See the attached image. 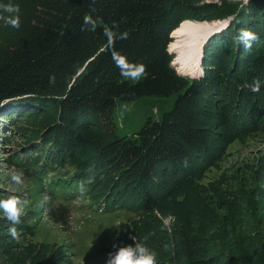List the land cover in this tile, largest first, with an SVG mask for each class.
<instances>
[{"label":"trees","instance_id":"trees-1","mask_svg":"<svg viewBox=\"0 0 264 264\" xmlns=\"http://www.w3.org/2000/svg\"><path fill=\"white\" fill-rule=\"evenodd\" d=\"M199 1L4 0L3 5H19L21 27L6 23L13 14L4 11L0 16V29L5 30L0 96H18L0 104V128L9 122L0 132V144L5 139L0 151L9 150L7 165L23 170L30 183L18 195L34 203L44 187L51 199L61 201L44 212L58 227L68 225V206L83 196L107 213L162 204L160 216L166 208L178 218L195 217L206 206L196 181L217 159L221 139L233 133L214 129L264 127V0H248L244 6L227 2L215 12L209 8L207 17L214 20L230 13L235 19L208 41L202 77L188 79L175 71L168 47L171 33L185 19L207 12L198 7ZM86 14L102 21L95 31H81ZM113 21L119 23L118 32L128 33L127 39L115 41V51L146 66L147 75L139 81L121 76L113 61L103 32V25ZM241 29L256 33L251 49L238 42ZM256 79L261 88L252 92ZM172 94L177 98L160 121L147 118L139 131L118 134L113 116L117 105ZM39 112L38 123L26 119ZM12 142L21 147V157L11 150ZM7 197L1 194L0 200ZM31 205L26 220L20 221L28 230L34 228L31 223L42 203ZM177 232L171 244L176 259L170 264L190 262L197 253L189 233ZM152 243L142 241L147 248ZM36 249L11 263L61 264L55 253L48 257L41 245Z\"/></svg>","mask_w":264,"mask_h":264},{"label":"rangeland","instance_id":"rangeland-1","mask_svg":"<svg viewBox=\"0 0 264 264\" xmlns=\"http://www.w3.org/2000/svg\"><path fill=\"white\" fill-rule=\"evenodd\" d=\"M3 2L4 0L0 2V16L4 13L2 6L5 2ZM227 2L246 5L244 0H200L197 3L198 7L207 12L203 16H189L180 26L184 22H192L214 24L216 27L218 22L207 17L211 13L208 10L212 8V12H215L219 8H224ZM220 23L224 24L220 30L214 28L197 38L189 35L178 38L174 35V31L171 33L168 49L174 56L172 66L180 76L188 79L202 77L203 56L208 41L225 30L231 21ZM4 34L5 30L0 29V46ZM179 40L181 45H185L187 41L191 42L181 48L184 54L171 50L172 44ZM197 46L200 48L198 52L195 50ZM192 47L196 48L193 50ZM180 58H189L188 65L184 66V69ZM177 95L159 98L149 96L117 105L113 116L118 134L124 136L139 131L147 118L160 121L163 114L173 107ZM40 116L39 112L26 119L31 120L33 117L34 122L38 123ZM8 124L9 122L6 121L4 126H1L0 132L7 129ZM228 130L233 133L227 137V140L221 139V151L217 159L212 166H206L196 181V184L202 188L197 192L202 193L206 205L199 207L197 217L194 215L195 217L178 218L171 213V209L166 208H164L165 216H160L159 208L165 207L162 204H154L148 209H146L148 204L134 208L117 207L107 213L100 211L98 206L92 203L94 199L85 200L83 196L73 200L71 206H68L71 210L68 225L58 227L44 212L46 207L56 208L62 203L55 196L51 199L52 193L43 187L36 197V202L42 205L40 213L31 223L34 224V228L28 230L21 225L22 223L15 225L20 233L18 240L11 237L8 230L14 225L6 221L3 211L0 210V221H6L0 226V245H2L0 264H12L13 257L22 252L37 253L36 248L40 245L47 254L49 253L48 257H53L55 253L61 264H106L108 254L116 250L114 245L117 247L134 245V239L136 243H142L146 238L153 241L149 250L156 253L157 264H170L172 258L176 259L171 248L174 231L182 234V230L189 233L188 240H194L197 247L193 260L190 262L183 260L182 264H204V262L205 264H264V127L253 125L251 128L230 126L222 130L214 129L216 133ZM6 138L10 139V134ZM4 141L5 139L1 142ZM14 143L10 145L13 146ZM11 150H17L20 157L22 156L21 147L15 146ZM7 156L9 150L0 151V195H18V192L27 190L26 187L30 186V183L25 178L21 186L12 183L10 174L15 168L7 165L9 158ZM60 169L62 168L55 173ZM34 203L28 202L26 213ZM148 217L152 218L148 220ZM25 220L24 215L21 221ZM141 221L142 223H139ZM218 257L219 263L215 262Z\"/></svg>","mask_w":264,"mask_h":264},{"label":"clouds","instance_id":"clouds-1","mask_svg":"<svg viewBox=\"0 0 264 264\" xmlns=\"http://www.w3.org/2000/svg\"><path fill=\"white\" fill-rule=\"evenodd\" d=\"M248 3V0H244ZM4 11L13 15L6 18V23L14 29L21 27L20 19V7L19 5L6 4L2 6ZM233 19H235L233 17ZM99 17L93 19L91 15H85L83 17V24L81 31H95L98 23H101ZM227 27V26H226ZM119 23L113 21L111 26L108 24L103 25V32L107 38V44L109 50L112 53L113 61L116 67L120 70L121 76L125 79L133 81H139L141 78L146 77V66L142 63L130 62L126 56L118 53L114 49V44L117 39H127V32H118ZM256 33L248 29H241L238 32L237 40L243 44L246 49L252 48V43L257 40ZM262 82L259 79L253 81L250 86L252 92H259ZM91 171V169H89ZM93 178L89 179V183L93 182ZM10 180L16 186H21L24 180L23 170L14 169L10 174ZM86 189L83 184L80 185V191L84 192ZM28 201L23 199L20 195L12 194L6 199L0 200V210L3 211L6 219L14 225L8 231L13 239L18 240L20 233L15 225L20 224L21 217L26 215V206ZM134 239V238H133ZM116 250L108 254L106 264H157L156 253L149 250L144 244L136 243L134 239V245H128L123 247L113 246Z\"/></svg>","mask_w":264,"mask_h":264},{"label":"bare ground","instance_id":"bare-ground-1","mask_svg":"<svg viewBox=\"0 0 264 264\" xmlns=\"http://www.w3.org/2000/svg\"><path fill=\"white\" fill-rule=\"evenodd\" d=\"M214 27H215L214 24H195V23H192V22H184L183 25H181L177 30L174 31V35L176 37H178V38H182V37L188 36V35H189V37L197 38L198 36H204L209 31H212V29H214ZM179 42H181V41L179 40V41H176L175 44H172L171 50L172 51H178V52H181V53L184 54V50L181 49V48L183 46L186 47V45H188L191 42L187 41V43H185V45L184 44L181 45ZM195 48H193V50ZM198 48L199 47L197 46V48L195 50L197 51ZM185 54H187V52H185ZM187 59H189V58H187ZM187 59L180 58V60L182 61V64H183V69L185 68L184 66L188 65V60Z\"/></svg>","mask_w":264,"mask_h":264},{"label":"water","instance_id":"water-1","mask_svg":"<svg viewBox=\"0 0 264 264\" xmlns=\"http://www.w3.org/2000/svg\"><path fill=\"white\" fill-rule=\"evenodd\" d=\"M233 17H234V14L230 13L228 15H225L222 19L214 20L215 22H218V24H217L218 27L217 26L214 27V28H216L215 30H220L221 27L224 26V24H221L220 22H222V23H224L225 21L230 22V21H232ZM13 98H18V96H15V95H2V96H0V104L5 103L8 100H11Z\"/></svg>","mask_w":264,"mask_h":264}]
</instances>
